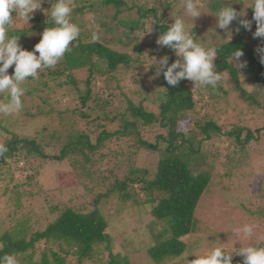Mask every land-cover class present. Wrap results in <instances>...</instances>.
<instances>
[{
	"label": "trees",
	"instance_id": "trees-1",
	"mask_svg": "<svg viewBox=\"0 0 264 264\" xmlns=\"http://www.w3.org/2000/svg\"><path fill=\"white\" fill-rule=\"evenodd\" d=\"M173 1L72 0L71 22L77 26L85 12L97 10L95 6L98 2L114 7L113 21L128 30L123 33L127 40L125 45L134 44V51L116 50L99 41H83L80 33L70 45L71 51L66 52L56 66L39 71L38 79L29 77L25 83H35V86L27 94L32 99L33 95L41 94L42 106L50 105L52 95L63 91L62 99L53 102L51 108L37 106V115L29 113V116L32 119L51 116L65 123L63 127L70 125L71 130L50 132L49 128L44 127L38 132L37 138L19 137L11 131V138L4 144L8 151L0 155V182H7L5 192L11 190L16 194L13 199L15 207L21 208L25 195H30L41 185L39 178L44 175L45 165L49 162L48 166L52 163L61 167L67 165L76 178L73 186L84 187L92 193L94 189L89 188L86 181L111 180V176L104 175L100 165L106 157L112 161L111 156L114 155L103 154L102 151L118 143H122L129 151V154L113 152L116 156H126L128 174L123 179L114 178L107 192L97 195L91 210L71 207L60 210L55 206L53 211L60 210L59 216L43 231H33L27 218L17 221L0 237V256L15 254L18 264H89L96 261L103 264H132L127 255L114 252L115 242L108 233L109 222L99 205L104 202V198L108 201L115 196L126 203L143 192L147 197L145 202L151 206V216L155 221L164 222L168 228L166 237L147 247L145 254L154 264H178L175 261L187 249L183 238L193 232L198 205L212 186L213 171L217 169L220 160L219 143L225 138L232 144L245 147L253 140H260L264 127L257 130V136L250 128L240 124L232 125L231 130L224 132L223 125L214 116H199L190 87L191 81L182 79L176 86H169L162 72L157 76L159 92L154 101L155 111L147 108L143 101L135 103L127 95L124 97L125 105L113 109L116 107L115 91L121 90V84L126 83L132 68L143 66L145 44L150 54L160 58L168 56V66L179 59L167 46L159 47L156 44L159 36L171 26L166 22L165 12L160 7L165 6L169 11ZM41 2V9L38 10L40 17L33 16L28 24L17 19L15 26L9 30V35L17 36L20 46L27 51L35 47L28 43L33 36L41 35L37 38L39 43L43 31L54 26L49 22V13L55 0ZM223 5L216 1L211 7L216 12ZM249 10L253 15L252 9ZM125 14L127 19H120ZM12 15L15 17V13ZM21 21L22 25L19 24ZM99 22L102 26L111 25L110 22ZM148 24L152 32L144 36ZM235 26L234 21L230 29ZM235 33L238 35L236 38L213 46L218 49V56L214 60L215 70L229 76L240 97L247 101L253 111L264 113V89L261 88L264 83V64L260 62L263 53L248 49L243 38L250 35V32L241 28ZM237 49L247 56V73L255 85L251 92L242 86L239 69L235 68L230 58ZM10 69L13 72L14 66ZM82 71L86 72L82 80L85 89L80 88V80L76 76V73ZM100 81L107 84V98H103L100 92H94V86ZM209 90L212 99H219L220 87H211ZM73 95L78 100L77 108L72 110L67 106L63 111L56 110L57 104H68ZM80 122H85L87 127L79 128L77 124ZM1 129L9 132L6 127ZM214 141L218 142V146ZM58 146L60 149L57 151ZM233 152L236 154V149ZM142 153L157 156L151 167L138 166L137 159ZM38 160H44L46 164L36 169ZM107 170L112 174L114 172L113 168ZM17 173L22 174L21 179L24 178V181L10 188ZM49 183V193L56 183L57 190L71 187L70 184L62 183L59 176L49 180ZM41 243L47 245L43 251L39 249ZM105 253L108 255L106 262L102 260ZM241 261V257L234 255L233 264H241Z\"/></svg>",
	"mask_w": 264,
	"mask_h": 264
},
{
	"label": "rangeland",
	"instance_id": "rangeland-1",
	"mask_svg": "<svg viewBox=\"0 0 264 264\" xmlns=\"http://www.w3.org/2000/svg\"><path fill=\"white\" fill-rule=\"evenodd\" d=\"M216 1H220L224 5L230 4L237 11L246 9L247 16L245 18L252 19V14L248 9L251 6V0H199L203 14L194 22L184 16L182 0H174L173 6L169 11L166 10L165 6L160 8L165 12L168 24H173L176 18L185 19L187 29L193 37H197L198 42L203 43L205 47H213L218 43L230 41L238 36L231 29H229V35V33L216 27L215 12L211 7ZM40 3L42 4L41 0ZM95 9L97 10L94 12H85L84 16L82 15V18H79L80 24H78V27L82 40L99 41L116 50L133 52L134 44L132 46L125 45L127 40H125L123 33L128 30L113 21L115 15L114 7L104 6L98 2ZM33 16L40 17L38 10ZM120 19H127V15H123ZM99 21L110 22L111 25L108 27L102 26ZM19 24L22 25V21ZM255 27V23H253V32ZM146 30L144 36L151 35L152 28L149 24ZM38 37H41V35L33 36L28 43L32 47L35 46L38 42ZM243 40L250 51L257 52L256 49L261 44V41L253 39L251 32ZM146 46L145 44L143 47L146 53V56L142 57L143 66L138 69L132 68L129 72L130 74L126 77V83L121 84V90L115 91V94H117L116 107H113V109L119 107L118 105H125L124 97L127 95L135 103L143 101L147 108L155 111L154 101L159 92V81L155 70L159 68L160 56L153 53L150 54ZM246 59L247 56L245 55L240 58L245 63L243 68H239L240 82L244 89L251 92L255 89V85L249 79ZM10 70L9 68L8 74L12 75L13 72ZM76 76L80 80V83H78L80 88L85 89L86 85L82 80L86 77V72L76 73ZM96 85L94 86V92H100L104 95L103 98H107V84L100 81ZM112 85L114 87L115 83ZM22 86H26V91L21 98L23 103L21 111L18 114L7 116L0 114V143L5 144L11 138V131L15 132L19 137L37 138L39 136L37 135L38 132H41L44 127L49 128L50 132L54 130L66 132L71 130L70 125L63 127L65 123L58 122L56 118L51 116L38 117L36 119H32L29 116V113L37 115V106L48 109L53 102L61 100L63 91L52 95L53 97L49 100L50 105L42 106L41 94L33 95V99L32 96L30 97L27 94V91L34 87L35 83H24ZM190 87L193 99L197 104L199 116L205 114L214 116L223 125L224 132L231 130L232 125L240 124L250 128L253 134L257 136V130L264 127V113L258 110L253 111L249 107L247 101L240 97L227 74H222V79L217 85V87L221 88L218 93L219 99H212L209 90L211 86L194 87L193 82H190ZM261 88L264 89V83ZM109 93L112 92L109 91ZM2 99L3 97L0 96V100ZM77 105L79 106L77 97L73 95L68 100V104H57L55 108L63 111L68 106V108L73 110L77 108ZM13 123L16 124L14 125ZM77 126L79 128L87 127L85 122H80ZM1 127H6L9 132H3ZM213 143L218 146V142L214 141ZM219 146L220 160L217 163V169L213 171L212 186L204 194L198 205L195 213L196 225L193 232L183 238L187 249L175 263L187 264V261L195 259L194 256L205 255L211 248L218 246L223 247L228 253L233 255L236 249L242 246H264V132L261 133L259 141L253 140L245 147L235 143L232 144L230 140L225 138L224 140L222 139ZM56 149L58 151L60 147L58 146ZM235 149L236 154L233 152ZM114 151L119 153L128 152L129 154V151L122 143L102 151L103 154L110 153L114 155L111 156L112 161H110L111 158L106 157L100 165L104 175L111 176V180L103 181L99 179L95 182L87 180L86 185L94 189L92 193L84 187L73 186L76 183V178L67 165L61 167L59 164L52 163L48 166L49 162L45 163V165L44 160H38L36 164V169L42 167L43 164L46 166H44L46 169L44 175L39 178L41 185L30 192V195H25L21 208L15 207L13 199L16 194L11 192V190L5 192L8 187L7 182H0V237L5 231L11 229L17 221L25 218L29 219V225L33 231H43L57 219L59 211L66 207L77 210L83 208V210L93 209V202L97 195L106 193L108 185L112 183L114 178L123 179L128 174V167L125 163L126 156H116L113 153ZM213 151L215 152L216 149ZM156 158L157 156L155 155L142 153L137 159V164L141 168L145 166L151 167V163ZM19 165L21 166V164ZM13 166L16 169L14 164ZM106 168H113V174L109 170L106 171ZM228 173L230 174L228 175ZM21 176V173H17L14 183L9 187L12 188L15 184L23 182L24 178L21 179ZM58 176L62 183L70 184L71 187L57 190L58 185L56 183L52 185V192H47L49 190L47 186L50 184L49 180L57 179ZM146 198L145 193L142 192L125 203L115 196L109 198L108 201L104 198L103 201L105 203L103 202L99 205L100 211L109 222L108 233L111 234L115 242L114 252L124 256L127 255L132 264H154L146 256L145 249L153 245L156 240H160L167 235L166 230L168 228L165 223L155 221L151 216V206L145 202ZM55 206L59 207L60 210L53 211ZM246 224L255 225L254 234L251 238H246L243 234L240 237L232 234L234 227L242 228ZM46 246L41 243L39 245L40 251H43ZM102 257V260L106 262L108 259L107 253L102 255ZM70 259L73 261V258ZM89 264L103 263L96 261L94 263L89 262Z\"/></svg>",
	"mask_w": 264,
	"mask_h": 264
},
{
	"label": "clouds",
	"instance_id": "clouds-1",
	"mask_svg": "<svg viewBox=\"0 0 264 264\" xmlns=\"http://www.w3.org/2000/svg\"><path fill=\"white\" fill-rule=\"evenodd\" d=\"M184 16L193 22L203 14L199 0H182ZM72 0H55L50 10V23L53 27L46 28L42 38L32 51L24 50L19 44V38L9 35V30L15 26V21L20 19L26 24L33 18V14L41 9L40 0H0V114H18L22 107V97L26 89L22 86L31 77L38 79V72L52 68L71 51L70 45L76 41L80 29L71 22ZM252 19H246L247 11H237L230 4L221 6L214 13L216 27L229 33L230 25L235 21L236 26L232 31L239 32L241 28L251 32L253 39H259L261 44L256 51L264 53V0H251ZM12 13H15L13 17ZM255 23V31H252ZM95 38V37H94ZM159 47L167 46L179 57L168 66L169 57L159 59V68L156 76L162 72L169 86H176L179 81L186 79L193 82L194 87L211 86L215 89L222 79V74L215 70L214 60L218 56L216 47H205L198 42L197 37L188 31L186 21L176 18L174 23L163 32L156 41ZM36 53L39 55L37 56ZM243 56L241 50H235L231 59L235 68H243L245 63L240 60ZM264 64V56L260 57ZM12 75L8 74L13 68ZM166 69V70H165ZM179 69V71H177ZM8 151L6 145L0 143V155ZM255 225L246 224L242 228L234 227L232 234L240 237L251 238ZM235 256L242 258L241 264H264V246L248 245L236 249ZM233 254L228 253L223 247L211 248L207 254L194 256L195 259L187 264H232ZM0 264H18L15 254L0 256Z\"/></svg>",
	"mask_w": 264,
	"mask_h": 264
}]
</instances>
